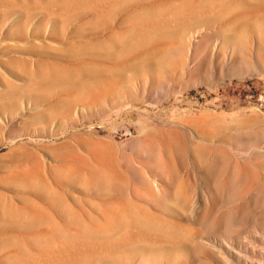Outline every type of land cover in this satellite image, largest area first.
I'll return each mask as SVG.
<instances>
[{"label": "rangeland", "instance_id": "obj_1", "mask_svg": "<svg viewBox=\"0 0 264 264\" xmlns=\"http://www.w3.org/2000/svg\"><path fill=\"white\" fill-rule=\"evenodd\" d=\"M204 1L0 0V264H264V141L227 138L264 125V0ZM205 125L234 196L187 155Z\"/></svg>", "mask_w": 264, "mask_h": 264}, {"label": "bare ground", "instance_id": "obj_2", "mask_svg": "<svg viewBox=\"0 0 264 264\" xmlns=\"http://www.w3.org/2000/svg\"><path fill=\"white\" fill-rule=\"evenodd\" d=\"M74 1H76V0H71V3ZM205 1H204V3H205ZM221 1H226V0H221ZM156 12H155V14L152 13V15L158 16L159 13H156ZM159 16H161V15H159ZM155 19H159V17H155ZM62 74H64V70L59 69V68H53V67H44L38 72V76L41 80V83H47L50 79L58 77ZM53 80H55V79H53ZM205 126H206V128L204 129V131L207 132V134H205L206 140L208 141V143H214V145L211 146L209 144H205V145L196 144L193 146L191 153H187V155L189 154V156L193 159L192 164L195 166V169H197L198 172H200L206 179L213 181V187H214L215 191L227 193L230 196H234L236 193H238L240 191L241 184L243 183V180L246 178V175L249 172L248 173L247 172H238L235 170V165H233V163L231 162L230 156L225 151H223L221 148H218L217 144L215 145L214 136L212 133L214 131L213 130L214 126H212V125H205ZM205 126H203V127H205ZM262 133H264V125L259 123V125L254 128V132H250L246 135H245V133L243 134V132L239 133L236 136L227 135V138L233 137L235 139V141L237 143H240V144L259 143L262 140L264 141V138L259 136ZM169 140H170V144L172 146H174L175 148L178 149V147H180L181 143L179 140L172 139V138H170ZM225 144L227 146V143H225ZM250 148L249 147H248V149L246 148L247 152L250 150ZM233 150H232V153H233ZM261 151H262V149H261ZM263 151H264V149H263ZM188 152H190L189 149H188ZM257 155H260V154H257ZM166 171H167V169H166ZM97 181L100 184L105 185V186H110V184H111V179L107 175L99 176ZM258 185H259V183H258ZM44 188H46V187H44ZM173 197L179 203H182L185 201L186 196H185V191H184V187L182 184L177 183L174 186ZM257 201L259 203H261L263 201V199L258 197ZM58 202H59L60 206L65 207V204L59 198H58ZM125 208L126 209L124 210V213L122 216H123V218L127 224H132V223L148 224V226H158L160 224V222L156 219L148 220V218H149L148 215L144 211H142L141 208L138 207L135 203H128ZM6 212L9 214L15 213V211H13L12 209H8V211H6ZM15 214H17V213H15ZM260 215L264 216V210L260 213ZM71 220H72V222L79 224L82 227L81 237L83 239H90V240L105 239V237H104L105 233L104 232H101L95 228H92L88 225H84V224L80 223L74 217V215H71ZM216 221L219 224H225V225H230L231 223H233L232 216L229 213L220 215V217ZM106 235H108V233ZM63 238L65 240H71L72 236L67 234V233H63ZM39 242L42 243L43 239L39 240Z\"/></svg>", "mask_w": 264, "mask_h": 264}]
</instances>
